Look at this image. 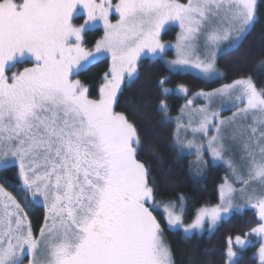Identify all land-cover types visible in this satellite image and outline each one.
Returning a JSON list of instances; mask_svg holds the SVG:
<instances>
[{"label": "snow or ice", "instance_id": "obj_1", "mask_svg": "<svg viewBox=\"0 0 264 264\" xmlns=\"http://www.w3.org/2000/svg\"><path fill=\"white\" fill-rule=\"evenodd\" d=\"M113 10L116 23L109 19ZM78 17H84L79 26ZM98 22L103 38L86 49L84 36ZM257 22L258 0H119L114 6L112 0H0V169L18 164L25 202L42 203L46 212L36 236L21 204L0 187V264H24L25 257L28 264H174L153 214L161 207L169 230L190 239L250 206L260 223L245 238L237 235L235 245L243 249L251 234L264 239V88L253 77L200 91L203 106L191 108L189 99L181 109L191 110L187 125L177 120L176 144L195 147L199 163L204 143L185 142L179 130L203 133L212 161L231 172V182L226 176L219 185V203L199 208L187 225L185 197L156 201L149 168L137 158L139 129L114 110L144 56L159 59L174 48L170 72L195 69L214 80L223 75L217 58L237 50ZM171 24L180 31L174 45H165L161 32ZM105 56L111 63L91 99L73 77ZM18 63L31 66L7 75ZM166 82L159 81L165 95ZM177 90L187 94L183 86ZM158 111L167 116L164 99ZM223 111L232 115L221 118ZM237 152L239 163L226 158ZM225 255L228 264L240 258L231 237ZM258 256L264 264V243Z\"/></svg>", "mask_w": 264, "mask_h": 264}, {"label": "trees", "instance_id": "obj_2", "mask_svg": "<svg viewBox=\"0 0 264 264\" xmlns=\"http://www.w3.org/2000/svg\"><path fill=\"white\" fill-rule=\"evenodd\" d=\"M174 32L173 28L167 35H171L172 38ZM101 36L102 31L99 29L87 32L84 36L85 46L91 48ZM262 37H264V0H258V22L251 34L237 50L217 59L222 77L204 81L190 73L170 72L162 59L143 58L138 63L137 78L131 86L123 87L118 102L114 105L116 112L124 113L139 129L143 146L137 158L149 168V183L154 186L156 201L163 204L174 201L181 195L185 197L183 218L185 225L192 222L199 208L218 203V187L223 182L226 171L221 165H210L203 177L197 178L192 175L189 156L180 155L174 147L172 126L158 111L159 102L161 99L166 101L167 114L173 117L177 115L185 100L192 95L200 91H212L241 77L251 76L257 88H264ZM108 68V60L100 59L87 71L74 76L88 88L89 98L98 97L104 73ZM161 78H167L164 87L172 90L167 95L163 94L159 86ZM178 86L187 89L186 97L173 92ZM0 186L21 204L37 236L44 224L45 208L25 202L24 193L19 190L21 185L15 166L0 170ZM28 200L31 201L30 197ZM153 214L161 223L164 240L171 248L174 264H225L227 240L230 237L234 239L237 235L244 236L259 223L256 213L246 209L220 222L211 234L196 233L190 239H185L181 230L175 232L169 230L161 209L154 211ZM257 249L258 244H255L239 251L240 258L236 264H257Z\"/></svg>", "mask_w": 264, "mask_h": 264}, {"label": "rangeland", "instance_id": "obj_3", "mask_svg": "<svg viewBox=\"0 0 264 264\" xmlns=\"http://www.w3.org/2000/svg\"><path fill=\"white\" fill-rule=\"evenodd\" d=\"M119 0H112V3H113V6L118 3ZM179 2L181 3H186L187 0H179ZM109 19L111 20L112 23H116V21L119 19L118 17V14H116L113 11L110 12V15H109ZM84 21V17H78V18H75L74 19V23L79 26L80 24H82ZM175 29V32L172 36V38H170L171 35H167V33L171 30V29ZM95 29H99L102 31V36L100 39L103 38V35H104V27H103V23L102 22H98V26L92 30H95ZM180 29L178 27V25L176 24H171V25H168L166 26V29L164 31L161 32V42L164 43L165 45H174L175 42H176V37H177V34L179 33ZM99 40V39H98ZM95 45V44H94ZM84 47L86 49H89V50H92L94 46H92L91 48H87L84 44ZM143 58H147V59H150V60H155L151 57V54H148L146 56H144ZM142 58V59H143ZM101 59H107L108 60V63H109V66H110V63H111V59L110 57L108 56H105L104 58H101ZM159 59H162L166 66L168 67L167 65V62L172 60V59H175V49L174 48H171L169 47L165 54L163 55L162 58H159ZM218 59V58H217ZM139 63V62H138ZM31 66V63H18L16 65L15 68H13L10 72L7 73V75L11 76L12 72H16V71H22L25 67H30ZM217 70L218 72L222 73V71L218 68L217 66ZM178 73H190V74H193L201 79H203L204 81H212V80H206L203 78L202 75H200L198 73L197 70L195 69H188L187 71L185 72H178ZM73 79H76L73 77ZM103 82V80H102ZM101 86V85H100ZM86 87V86H85ZM178 88H176L175 90H173V92L181 95V96H187V94H183V93H179ZM172 92V90L170 91ZM210 92V91H209ZM197 94V93H196ZM196 94L192 95L191 97L187 98L184 102V104L182 105V107L180 108L179 112L177 113L176 116H169L167 114V116H164L163 115V118L166 120V121H169L171 123V126H172V132H173V144H174V147L176 148L177 152L180 154V155H188L189 156V167H190V171L192 173L193 176L197 177V178H201L204 176L205 172H206V169L208 166L210 165H221L225 171H226V174L224 175L223 177V182H224V178L226 176L230 177V182H231V172H230V169L226 166V164H224L223 162H213L212 161V158L210 156V154L207 153L206 151V148H207V145H206V138L204 137L203 133H197V134H193V132L191 131V129H186V128H181L179 130V135L181 138H183L186 141L188 140H194V142L196 144H200V143H204V153H203V157L202 159L199 161V163H197V157L195 155V147L191 148V149H188L186 147H183L182 145H177L176 144V140L174 138V134L177 133V120L178 118H182V123L187 125V122H188V115L186 113H188L191 109H185V114H182L181 112V109L184 108V106L187 104V101L189 99H193L194 103L193 105L191 106V108H199L201 106H203L205 104V101L203 99H199L196 97ZM220 107V101H217V103L215 105H213V108L214 109H218ZM232 115V112L231 111H223L222 113V117L221 118H227V117H230ZM195 126V122L193 124V127ZM212 133L210 132L209 135H211ZM227 155H234V158L236 160L237 163H239V153H230V154H226V158H227ZM10 166H15L17 168V171H18V178H19V167H18V164H14V165H10ZM1 170V169H0ZM20 180V179H19ZM222 182V183H223ZM221 183V184H222ZM22 184V182L20 181V185ZM220 184V185H221ZM241 185L239 183H234V187L236 188H239ZM1 187V186H0ZM219 188V187H218ZM218 195H219V191H218ZM30 199L32 200V197L31 195H29ZM37 199H42V198H37ZM237 202H240L239 199H237ZM218 203H219V200H218ZM217 203V204H218ZM41 206H43V204L41 203L40 204ZM214 206V205H213ZM162 211V207L160 208ZM247 209H251L253 210L255 213L256 211L254 209H252L250 206L247 208ZM25 214V212L23 213ZM46 214V212H45ZM258 217V216H257ZM228 217H225L224 220H226ZM259 221V220H258ZM29 222V221H28ZM260 223V221H259ZM258 223V224H259ZM167 224V223H166ZM220 224V223H219ZM168 226V225H167ZM208 225L206 224L205 225V229H207ZM217 228V227H216ZM215 228V229H216ZM214 229V230H215ZM213 230V232H214ZM33 231V230H32ZM182 231V230H181ZM204 232H208L207 230H205ZM203 232V233H204ZM34 233V232H33ZM183 233V232H182ZM212 233V232H211ZM208 232V234H211ZM251 233V230L247 233L249 234ZM197 234H202V233H197ZM35 235V234H34ZM39 236V231H38V235ZM246 234L244 236H240L242 239L245 238ZM233 240V247H234V250H238V251H243L245 250L247 247H250V246H253L255 244H258V249H257V252H256V259H257V264H260V260H259V256H258V250H259V247L262 243H264V239H261L259 237H257L256 235L254 234H251V235H248L247 236V240H248V243L247 245L243 248V249H237V246L235 245V238L232 239ZM226 252V251H225ZM28 257H25L24 258V264H28ZM237 262V261H236ZM225 264H228V261H227V257H226V262Z\"/></svg>", "mask_w": 264, "mask_h": 264}]
</instances>
